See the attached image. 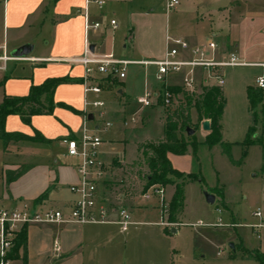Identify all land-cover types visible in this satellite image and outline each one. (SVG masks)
<instances>
[{"label":"crops","instance_id":"0c3cea01","mask_svg":"<svg viewBox=\"0 0 264 264\" xmlns=\"http://www.w3.org/2000/svg\"><path fill=\"white\" fill-rule=\"evenodd\" d=\"M137 2L138 0H108L105 8L101 11L94 5H90L88 8L90 21L92 23L99 22L102 25L101 29L94 31L86 30V0H0V48L5 47L7 53L12 56V53L21 47L26 45L32 47L31 53L26 57H22V60H13L9 63H31L36 73L52 71L51 73L42 74L39 83L19 80L26 82L25 92L22 96L27 95L32 86L40 85L49 78L66 77L67 82L57 87L54 99L56 103H63L69 107L57 106L52 115L34 116L31 126L25 125L18 115L8 116L5 125L7 131H18L31 137L38 132L46 140L37 142L11 141L8 143L3 141L4 144L0 145V157L20 153L27 155V159H31L28 161L21 160L16 164L4 165V174L0 185L5 202L0 204V209L5 207L14 208L27 202L36 203L44 208H68L77 199V196L71 193L70 186L79 180L77 173L79 161L67 155V149L62 144L61 139L78 136L81 132L85 100L84 67L70 62L69 59L81 57L87 45L90 48L93 47V52L96 54L117 55V53H121L118 51L124 37L126 43L123 46V55L121 54L120 57L125 55L128 57L127 60L147 61L144 53L148 52V49L142 48L137 43L133 36L134 27L132 29L130 26L136 14H143V8L138 6ZM118 15H126L129 17L130 23L127 22L126 25L123 24V21L120 23L116 19ZM114 19L117 20V29H113L111 25V21ZM212 36L217 37L218 34L213 33ZM195 40V46L214 42L218 49L221 48L219 42L202 35L196 37ZM40 44L48 47V49L40 55H36ZM166 49L167 40L165 53ZM1 53L2 51H0ZM163 55L162 52L161 57ZM262 65L264 66V64ZM129 67H136L132 76L137 82L144 83L146 81L145 84L152 87V89H160L161 85L158 84L155 77L156 67L140 64L130 65ZM126 79H128L127 76L124 79L114 78L101 85L102 93L99 98L107 104V118L113 123L106 134H110L113 139L110 141L103 140L101 147L100 158L106 162L104 164L106 174L98 186V198L109 208L110 219L113 221L118 219V214L114 210L129 209L128 206L131 205V214L137 218L155 219L156 216L159 220L163 218L162 222L159 220L134 221L136 224L131 225V228L137 226L163 227L165 235L169 233L168 230L171 228V232L178 235L181 224L180 216L183 213L184 204L176 215V222H170V213H168V222H166L157 195L147 199L144 197L145 193L135 192V189L139 190L143 185L138 183L142 181L140 173L133 174V169L135 166L140 167V164L145 163V144L152 141L147 140L132 144L128 139H137L138 131L141 130L140 126H145V119L143 117L140 123L137 121L136 123H130L128 126L124 125V122L128 121L127 110L133 107L132 114L136 116L141 110L136 102L139 94L134 92L133 82L127 83ZM12 80V78L9 79L6 82L7 85ZM223 91L224 96H226L224 89ZM8 95L18 96L13 92H9ZM96 98L97 96L93 93L88 95L90 101H94ZM136 105L138 109L134 110ZM67 110L70 113H67ZM63 111L65 112L66 121L59 120V122L57 120L58 115ZM194 112L192 111L191 114L192 123L197 125V114ZM37 120L45 122L42 125H37ZM163 120L165 131L164 114ZM96 127L97 125H95ZM194 130L195 136L199 131L202 132V139H205L208 134L203 130L202 123ZM203 141L200 140L199 142ZM131 145L132 149L129 147ZM128 147L130 150L126 154ZM121 150L124 151V154H121L120 157L118 153L122 152ZM44 154L43 160L35 158L39 155L44 156ZM168 157L176 170L192 173L178 167V164L181 165L184 163L183 161L191 159L190 154L178 156L170 153ZM22 166L28 167L25 174L11 184H7L6 171H16ZM130 178H135L138 181L137 188L129 189L128 179ZM190 181L192 180L187 181L186 184ZM165 192L168 201L171 202L174 191L166 189ZM43 195V199L37 202V199ZM214 195L217 201V195ZM154 199H157V203L152 204L151 201ZM259 219L260 221L256 226L257 238L255 239V245L252 248H244L247 251L245 254H234L228 259L218 258L212 261L207 259L204 254L202 261H200L201 264H261L255 256L258 253L264 255V216ZM116 227L119 226L115 223L31 225L26 228L28 264H109V262L112 264L116 251L118 252V248H116L118 243L115 235ZM131 228L127 232L128 235ZM56 241L59 242V251H55L54 248ZM168 250L173 254L175 253L178 260L182 258L180 248L175 247ZM16 259L12 258V263Z\"/></svg>","mask_w":264,"mask_h":264},{"label":"rangeland","instance_id":"374dc122","mask_svg":"<svg viewBox=\"0 0 264 264\" xmlns=\"http://www.w3.org/2000/svg\"><path fill=\"white\" fill-rule=\"evenodd\" d=\"M179 1L180 4L177 7L168 10L167 0H138L137 5L143 8V14H136L133 23H130V19L126 15H118L116 19L120 23L123 21L124 25L127 22L130 23L132 29L134 27V39L142 48L148 49V52L144 53L147 61L164 59L167 38L171 40L183 39L190 46H195V38L201 35L221 44V48L218 49L220 50L219 57L229 55V53H235L239 57L243 65L224 69L225 87L222 89L225 90L226 108L221 126L223 141L233 143L231 146L232 155L240 165L232 163L223 153L220 145L209 148L205 144H200L196 154L190 152L191 159L183 161L184 163L181 165L178 164V167L200 175L204 179L203 183L192 180L186 184L190 180L188 175L191 173L177 169L179 172L177 176H169L166 183L158 184L164 189L168 213H170V202L166 196V189L174 191L175 194L177 188L184 185V210L180 216L179 234L174 235L171 228L165 235L163 227L137 226L130 227L131 232L128 235L127 232H119L120 227H116L115 235L118 242L116 248H118L119 254L116 251L112 264H201L200 261L204 254L211 261L218 258L228 259L234 254L242 255L247 252L244 248H252L255 245L256 226L260 221L256 216L257 210L260 209L264 216L263 147L261 144L243 145L249 128L253 124L248 91L250 88H259L258 79H264V66L262 65L264 64V0ZM117 20L115 21L117 22ZM213 33H217L218 36L213 37ZM125 43L123 37L118 51L121 53L113 54L116 58L128 59L125 55L120 57L123 55ZM47 49L48 47L40 44L36 55H40ZM162 52L164 53L163 57H161ZM8 67L5 71L0 70V106L4 98L9 96V92L18 94V96H22L25 92L26 82L19 80L39 83L42 74L52 72L50 70L36 73L32 64L26 62H11ZM135 68H127L128 79L125 81L133 82V90L140 97L145 92L152 90V87L145 84L146 81L144 83L137 82L133 78L132 73ZM187 73L188 69H183L180 73L168 74L166 77L167 86L183 88ZM11 78L12 82L7 85L6 82ZM193 78L198 93H201L204 87L217 84L216 80L205 77L201 68L195 69ZM158 84L162 86L160 82ZM179 97L183 98L182 95ZM178 104L176 99L170 106L143 108L136 116L139 123L144 117L145 126H140L141 130L138 131L137 139L128 138L129 141L132 144L147 140L152 142L145 144V163L140 164L142 167L135 166L133 169V174L140 173L142 181L138 182L135 178L128 179L129 189H135L141 183L143 187L139 190L135 189V192L146 194L150 189L151 186L147 188L146 178L151 174L148 157H151L153 153L148 147L157 145L156 141L160 142L164 139L163 114L165 115L168 110L173 111ZM135 109H138L137 105ZM68 110L67 113L73 111ZM132 110L133 107L127 110L128 121L133 118ZM256 111L258 113V130L254 137H261L264 144V109L259 106ZM64 113L63 111L58 115V121H66ZM44 122L37 120L36 124L42 125ZM24 124L31 126L32 122L30 125ZM98 124L99 120L93 121L90 126L95 129V125ZM106 133L100 130L98 135L102 140H112L113 137ZM35 136L42 140L39 133H34ZM202 137V132L199 131L195 139L203 141ZM3 144L4 142L0 141V145ZM129 147L132 149V145ZM129 147L126 154L130 150ZM121 151L118 153L120 157L124 154V151ZM27 157L20 153L0 157V181L4 174L5 164L31 160ZM44 157L45 154L35 158L43 160ZM100 161L103 164L106 163L101 158ZM211 188L224 189L223 198L217 195V201L214 204H209L205 197V193H210ZM4 202L0 185V204ZM151 203H157V199ZM128 207L127 210L133 221L159 220L157 216L155 219L137 218L131 214V205ZM168 213L165 214L166 222H168ZM162 220L163 218H160L159 221L162 222ZM175 247L181 249L182 258L180 260L175 253L168 250ZM12 264H21V259H16Z\"/></svg>","mask_w":264,"mask_h":264},{"label":"built area","instance_id":"2783aa9c","mask_svg":"<svg viewBox=\"0 0 264 264\" xmlns=\"http://www.w3.org/2000/svg\"><path fill=\"white\" fill-rule=\"evenodd\" d=\"M108 0H86L85 6V26L86 30H99L101 23H92L89 19L88 8L94 5L98 10H103ZM180 4L179 0H167L168 10H172ZM113 29L118 28L115 20L111 21ZM0 51V70H7L8 63L22 58L11 57L5 47ZM218 46L214 42L206 45L190 46L183 39L171 40L167 38V49L164 59L161 61H131L116 58L113 54H96L87 45L81 57L71 58L70 62L80 64L84 67L83 87L85 93L83 123L80 135L67 137L61 140L67 149V155L78 159L77 173L79 180L70 186V191L77 196L74 203L68 208H44L36 203H23L14 208L0 209V264H12V253L15 248L19 234L31 225H66V224H109L115 223L120 227L122 233L128 232L131 225L136 224L127 209L114 210L118 214V219H110L109 208L98 198V186L105 177L106 170L100 161V151L103 140L98 135L100 130L108 131L113 123L108 120L107 104L99 98L102 93L101 84L114 78H126L127 68L130 65L140 64L144 66L156 67V80L162 84L161 88L152 89L145 92L136 99L139 109L152 108L155 106H170L175 97L167 89L166 77L170 73H180L183 69H188L183 89L196 92V82L193 78L195 69L201 68L205 77L216 80L217 86L225 87L224 69L227 67H237L243 65L235 53H229L219 57ZM187 57V58H182ZM259 88L264 89V79H258ZM93 93L97 96L94 101L88 99V95ZM94 115V121L99 120V124L94 129L90 126L93 121L89 116ZM136 115L130 121H125L124 125L136 123ZM157 195L163 214L168 213L165 204L164 189L158 185H152L145 198L149 199ZM256 216L263 218V212L258 209ZM55 251H59V242L54 245Z\"/></svg>","mask_w":264,"mask_h":264},{"label":"trees","instance_id":"16d2710c","mask_svg":"<svg viewBox=\"0 0 264 264\" xmlns=\"http://www.w3.org/2000/svg\"><path fill=\"white\" fill-rule=\"evenodd\" d=\"M66 77L49 78L42 84L32 86L30 92L25 96H6L0 106V140L5 143L11 141H45L46 139L41 136L38 139L36 136L31 137L24 133L14 131L9 132L6 130V120L10 115H18L22 121L28 125L31 124L32 118L38 115H52L57 106L62 108H69L63 103H56L54 95L59 85L67 82ZM172 92L175 99L178 100L177 107L165 113V138L158 142L157 145L148 147L153 153L148 157V166L151 174L147 176V188L152 185L166 183L169 176H177L179 172L173 167L168 155L174 154L183 156L196 154L200 144H205L209 148L220 145L223 153L234 163L236 162L232 155L231 146L233 143H226L223 141L222 136V118L226 108V99L224 91L221 87L214 85L211 87H204L201 93H190L179 86L167 87ZM182 95L183 98L179 96ZM248 99L250 108L253 114V124L250 126L247 137L243 143L245 146L252 144H261L263 147L264 159V144L261 137H254L257 133L258 113L257 107L261 106L264 109V91L261 88H250L248 91ZM195 111L197 114L198 124L192 123L191 114ZM205 120L210 121L211 130L208 132L203 142L195 139V135L189 137L186 134L187 128L197 129V127ZM38 133V132H37ZM40 134V133H39ZM74 137V136H71ZM28 170V167L22 166L16 171H6V182L11 184L20 178ZM264 171V162L262 166ZM190 180H197L201 183L204 179L200 175L191 173L188 175ZM210 192L224 196L223 188H211ZM44 197L40 196L37 202ZM184 204V185L178 187L171 202H170V217L171 223L176 222V215L182 209ZM13 259L20 258L22 264H28V239L26 228L19 234L14 251L11 255ZM255 258L264 264V255L257 254Z\"/></svg>","mask_w":264,"mask_h":264},{"label":"water","instance_id":"95a60500","mask_svg":"<svg viewBox=\"0 0 264 264\" xmlns=\"http://www.w3.org/2000/svg\"><path fill=\"white\" fill-rule=\"evenodd\" d=\"M32 47L29 45H26L24 47L19 48L18 50L14 51L12 53L13 58H22V57H26L27 55H29L31 53ZM91 50L93 52V47H91ZM89 120L90 121H94V115L91 114L89 116ZM202 128L204 131L209 132L211 130V125H210V121L209 120H205L202 122ZM186 134L187 136L191 137L193 135H195V130L192 128H187L186 130ZM205 197L206 200L209 204H214L216 201V196L212 193L206 192L205 193Z\"/></svg>","mask_w":264,"mask_h":264}]
</instances>
